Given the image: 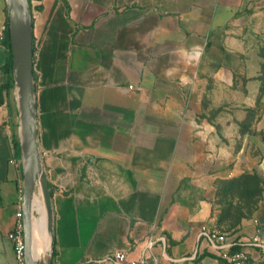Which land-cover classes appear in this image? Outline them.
<instances>
[{"label":"crops","instance_id":"crops-1","mask_svg":"<svg viewBox=\"0 0 264 264\" xmlns=\"http://www.w3.org/2000/svg\"><path fill=\"white\" fill-rule=\"evenodd\" d=\"M231 3L30 0L37 147L53 215L50 264H101L116 251L145 264H224L173 195L200 161L198 142L214 153L218 139L231 138L230 121L208 117L230 109L232 91L214 87H228L231 71L215 68L207 52L231 22ZM7 21L0 0V264L15 263L7 235L23 170L5 70ZM252 233V219L234 232Z\"/></svg>","mask_w":264,"mask_h":264},{"label":"rangeland","instance_id":"rangeland-1","mask_svg":"<svg viewBox=\"0 0 264 264\" xmlns=\"http://www.w3.org/2000/svg\"><path fill=\"white\" fill-rule=\"evenodd\" d=\"M231 8V22L207 49L215 68L224 65L231 71L228 87H214L232 91L230 109L226 105L208 115L230 121L231 138L218 139L215 154L198 142L200 161L173 195L193 225L222 232L246 230L251 219L264 215V0H232ZM206 88H213L212 83ZM35 190L42 198L38 186ZM192 264L222 263L207 259Z\"/></svg>","mask_w":264,"mask_h":264},{"label":"water","instance_id":"water-1","mask_svg":"<svg viewBox=\"0 0 264 264\" xmlns=\"http://www.w3.org/2000/svg\"><path fill=\"white\" fill-rule=\"evenodd\" d=\"M8 10V35L12 57V80L19 118V141L23 162L21 211L25 241V263L35 264L31 250L32 200L38 186L42 197L46 229L51 236L52 207L46 175L41 167L35 125L34 87L32 74V19L28 0H6ZM51 255L47 264L51 263Z\"/></svg>","mask_w":264,"mask_h":264},{"label":"built area","instance_id":"built-area-1","mask_svg":"<svg viewBox=\"0 0 264 264\" xmlns=\"http://www.w3.org/2000/svg\"><path fill=\"white\" fill-rule=\"evenodd\" d=\"M252 225L253 233L250 236L242 237L235 235L234 232L227 233L213 228L200 227L198 237L205 241L207 252L224 263L259 264L264 262V219H252ZM7 237L13 243L14 264H26L21 203L15 213L14 227ZM154 243V239L149 238L146 248L150 250ZM97 262L101 264H145L144 259L128 260L125 253L121 251H116Z\"/></svg>","mask_w":264,"mask_h":264},{"label":"bare ground","instance_id":"bare-ground-1","mask_svg":"<svg viewBox=\"0 0 264 264\" xmlns=\"http://www.w3.org/2000/svg\"><path fill=\"white\" fill-rule=\"evenodd\" d=\"M31 209V250L33 261L35 264H47L50 254L51 236L46 229V214L42 198L34 195Z\"/></svg>","mask_w":264,"mask_h":264},{"label":"trees","instance_id":"trees-1","mask_svg":"<svg viewBox=\"0 0 264 264\" xmlns=\"http://www.w3.org/2000/svg\"><path fill=\"white\" fill-rule=\"evenodd\" d=\"M28 2H29V5H30V0H28ZM4 43L7 45V47L9 48V51H10V43H9V35H8L7 26H6V29H5ZM11 69H12V57H11V51H10L7 64L5 65V70L10 76V84L9 85H11V75H12ZM227 233H232V232H227ZM224 264H227V263H224ZM259 264H264V262H261Z\"/></svg>","mask_w":264,"mask_h":264}]
</instances>
